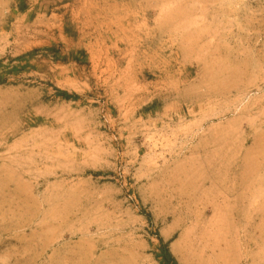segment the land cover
I'll list each match as a JSON object with an SVG mask.
<instances>
[{
    "label": "rangeland",
    "instance_id": "rangeland-1",
    "mask_svg": "<svg viewBox=\"0 0 264 264\" xmlns=\"http://www.w3.org/2000/svg\"><path fill=\"white\" fill-rule=\"evenodd\" d=\"M163 244L264 264V0H0V264Z\"/></svg>",
    "mask_w": 264,
    "mask_h": 264
},
{
    "label": "trees",
    "instance_id": "trees-1",
    "mask_svg": "<svg viewBox=\"0 0 264 264\" xmlns=\"http://www.w3.org/2000/svg\"><path fill=\"white\" fill-rule=\"evenodd\" d=\"M61 95H63L65 98H69L70 95L66 94L65 92H60ZM160 239V238H159ZM160 241L162 242V240L160 239ZM164 245V263L165 264H177L175 259L172 257V255L169 253V251L167 250L165 244Z\"/></svg>",
    "mask_w": 264,
    "mask_h": 264
},
{
    "label": "bare ground",
    "instance_id": "bare-ground-1",
    "mask_svg": "<svg viewBox=\"0 0 264 264\" xmlns=\"http://www.w3.org/2000/svg\"><path fill=\"white\" fill-rule=\"evenodd\" d=\"M211 193H212V192H211ZM191 222H192V220H191ZM191 227H192V226H191ZM190 240H191V239H190ZM190 245H191V244H190ZM190 245H189V246H190ZM190 247H192V246H190ZM188 250H189V249H188Z\"/></svg>",
    "mask_w": 264,
    "mask_h": 264
}]
</instances>
